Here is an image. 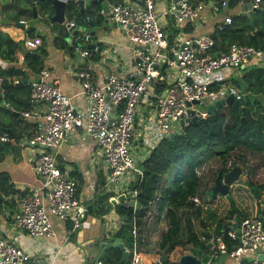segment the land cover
I'll use <instances>...</instances> for the list:
<instances>
[{
    "label": "built area",
    "instance_id": "built-area-1",
    "mask_svg": "<svg viewBox=\"0 0 264 264\" xmlns=\"http://www.w3.org/2000/svg\"><path fill=\"white\" fill-rule=\"evenodd\" d=\"M60 1L66 3L70 0ZM155 3V0H141L139 4L106 2V6L98 9L99 14L107 15L114 21L133 45V63L126 75L110 72L96 80L86 77L84 69L75 71L80 93L85 98L83 114L73 108L70 97L51 78L47 68L42 67L28 81L30 107L21 110L20 115L35 124L26 142L40 148L31 162L40 184L29 188L24 196L15 200V210L10 215L14 227L30 236H49L52 233L50 218L54 216L69 224L72 232L81 228L88 215V205L77 195V180L70 176L67 169L61 168L56 160L58 149L75 128H82L97 145V152L103 159V189L111 192V186L123 175L130 173L138 179L141 174L140 161L130 154L134 146L136 106L141 100L149 108L145 112L144 125L150 120L164 136L166 132L173 131L174 125L180 128V119H185L187 123L192 116H207L206 105L227 94L233 100L241 98L239 87L228 79H222L216 87H210L209 84L215 80L200 82L194 77L213 71L222 77L229 76L235 68L263 60L264 50L232 41L214 53L212 34L229 23L230 16H225L212 32L206 34L188 36L177 32L169 44L160 15L179 28L186 21L197 19L206 3L165 0L161 13L155 9ZM220 5L224 6L225 1L222 0ZM220 5L214 3L210 8L217 11ZM260 8H264V1L252 0L251 10ZM64 24L67 28L74 27L73 20L65 21ZM76 36L69 35L67 44L70 45L73 38H77L73 49L81 57L88 56L89 49L84 47V42L89 39V34L80 33ZM39 42L38 38L24 40L27 48L35 47ZM20 70L24 71L23 68ZM1 81L0 77V84ZM13 82H18V78H14ZM161 84L164 87L158 89ZM8 139L6 133L0 135V141ZM201 168H194L196 175L200 174ZM121 193L133 198L136 196V191L128 188ZM191 200L195 205L201 202L197 196L191 197ZM232 225H235V229L228 227L224 235L212 233L205 239L210 245V252L203 261L200 260V264H217L220 256L227 257L231 264H240L243 257L247 259L246 264L257 262L255 255L264 251L262 218L258 215L241 217L233 220ZM137 229L133 216L130 246L125 247L128 257L123 264H144L137 250ZM224 236L233 241L230 249ZM29 260V255L13 240L0 236V264H30Z\"/></svg>",
    "mask_w": 264,
    "mask_h": 264
},
{
    "label": "trees",
    "instance_id": "trees-1",
    "mask_svg": "<svg viewBox=\"0 0 264 264\" xmlns=\"http://www.w3.org/2000/svg\"><path fill=\"white\" fill-rule=\"evenodd\" d=\"M105 1L114 4L122 2V0ZM214 1L220 5L222 0ZM224 1L225 5H220L221 8L233 6L238 0ZM35 3L38 6L36 10L38 9L43 16L42 19L47 21L46 17L52 13V7L48 2L9 0L0 4V24L28 19L32 16L31 8L35 7ZM101 6L102 2L94 1L80 10L77 2L72 0L66 2L64 4V15L66 20L74 21V27L68 30L63 24L53 22L51 28L55 32V36L52 43L60 49L65 50L70 46L73 50V44L78 42L76 41L77 38H73L70 45L67 44L66 38L69 35L77 37V29L80 25H86L93 19L96 20L94 22H97L99 18L97 10ZM230 20L227 25L224 24L220 30H216L212 34L214 39L212 51L214 53L224 49L232 41L264 50V8L249 11L248 14H234ZM174 32L167 36L169 44L172 42ZM26 34L27 38H38L39 41L40 38H44L43 35L34 32L33 27L26 28ZM17 49L23 51L24 67L34 73L42 68L43 58L46 54L42 42H39L33 48L23 49L21 41L12 40L6 32L0 30V59L13 61ZM243 69L241 74L242 86L238 85L236 81H230L239 87L242 93L241 98L233 100L230 105H224L214 110L205 117H196L195 120H189L179 128L178 133L173 137L162 136L150 148L148 155L140 161L142 165L140 177L131 182L128 187V190L136 191L135 199L139 202V207L134 212H128V206L124 202L113 206L108 201L112 193L107 191L98 193L95 200L88 204L89 214L101 216L113 209L118 216L124 215L122 235L129 240L133 216H135L136 224L140 226L143 215L150 208L149 201L156 198L154 209L157 215L151 227L159 221L160 217H163L166 220V228L161 232L157 242L159 259L152 264H177L172 259V255L174 251L182 250L181 246L186 245V243L191 244L190 252L200 259L209 254L208 244L191 229V216L202 219L201 221H204L200 222L202 226H205L204 224L207 226L208 224L212 225L211 228H213L212 232L214 234L223 235L230 224L225 221L226 218H233L236 221L241 217L260 215L264 219V182L256 183L250 178L245 179V185L249 193L258 200L255 209L257 214L247 216L246 212L238 210L234 202L230 200L225 215L219 217L215 215V212L208 210L205 213L206 218L203 219V210L207 208L204 199L206 201L212 200L216 197V194L212 195L213 198L209 196L211 186L208 189H201L200 176L196 175L194 171L195 167H200L211 157H215L219 159L220 166L214 172L221 177L235 163L244 161L243 155L237 153V151H247L264 157V65L254 63L250 66H244ZM0 77L5 82L3 84H8L5 80L8 77H17L19 80L13 87L4 90L3 101L7 102L13 109H29L28 105L19 109L22 104H28V100L23 99L20 95L26 88L28 89V83H21L26 79L25 71L15 67L5 69L0 67ZM209 85L210 87H216L218 84L211 82ZM160 87H164V84L159 85L158 89ZM20 100L24 101L21 102ZM0 110L5 115L12 113L9 108L2 109L1 107ZM11 124V121L4 124L0 120V135L5 133V129H12ZM1 154L0 142V157ZM197 156H200V159H197ZM165 175H170V177L167 178ZM12 192L13 189L8 180V175L0 172V214L3 211V203L8 202V200L3 201L1 195H8ZM206 195L210 198L207 199ZM193 196L201 198L200 204L195 205L193 203L191 200ZM181 211L182 214L184 212H188V214L185 217L184 215L181 216ZM67 225L70 227L69 224ZM184 228L185 231H183ZM149 229H146V231ZM182 234L185 235V239L182 238ZM210 235L209 230L204 229L201 232L204 239H207ZM72 236L73 234L70 235V238ZM224 239L227 248L230 249L233 241L225 236ZM138 243L141 244V241H138ZM119 256L120 251L117 248L108 249L101 256L100 261L102 264H114Z\"/></svg>",
    "mask_w": 264,
    "mask_h": 264
},
{
    "label": "crops",
    "instance_id": "crops-1",
    "mask_svg": "<svg viewBox=\"0 0 264 264\" xmlns=\"http://www.w3.org/2000/svg\"><path fill=\"white\" fill-rule=\"evenodd\" d=\"M8 1L9 0H0V4ZM164 1L165 0H160L156 2L155 0V9L158 13H161L163 10ZM100 2H102V6H106L105 0H101ZM127 2L139 4L141 0H122L121 3ZM204 2L206 6L203 7L200 16L195 20L186 21L179 28H176L171 21L164 18V15L161 14V24L163 25L165 34L169 36L173 31H175L173 36L176 35L177 32H179L180 35L184 34L188 36L206 34L212 32L215 29V25L221 22L225 16L232 17L234 14H248L249 11H252L251 8L248 10L247 0H238L233 6L219 8L217 11H213L210 8L214 5V0H204ZM90 3L89 0H84L83 8L87 7ZM51 7L52 13L46 17L47 21L42 19L43 16L38 9L36 10L38 6L35 3V7L31 8L32 16L28 19L20 20L24 22L23 27L15 25L14 23H3L0 24V30L6 32L12 40L21 41L23 49H27L24 44V40L27 38L26 28L33 27L34 32L44 36V38L36 36L40 38V42L43 43L46 51L42 67L49 70L51 78L59 85L62 91L70 97L73 108L83 114L85 98L80 93V84L75 78V71L77 69H84L87 73L86 77L95 80L102 78L103 75L110 72L126 75L133 63L131 53L133 45L122 34L118 26L109 16L99 14L97 10L99 14L97 22H94L96 20L93 19V21H89L86 25H80L77 29L78 35L80 33L89 34V39L84 42V46L87 47L89 44V48H87L91 50H89L88 56L81 57L79 52L75 49H70L71 52L66 49H60L52 43L55 32L51 28V25L54 22L65 26L64 22L68 20H66L65 15H63V22L51 20V16L54 13V8L52 5ZM33 8H35V11H32ZM227 24L228 23L225 25ZM67 29L70 30L69 28ZM255 63L257 65H264V59ZM252 64L254 63L250 62L246 66ZM0 67L4 69L9 67L23 68L26 79L21 82L22 84H27V81L35 75L34 72L24 67L22 49H17L15 51L13 61L0 59ZM233 73H236V70ZM14 78L17 77H8L5 79L8 84H3L5 83L3 80L0 84L2 88V92H0V108H9L12 110L11 114L6 115L2 114L0 110V120H2L4 124L11 121L12 129H8L13 132V137L7 135L9 138L8 140L0 141L2 148L0 172H4L8 175V180L13 189L12 193L1 195L3 201L8 200V202L6 201L7 203H3V211L0 214V236L8 240H13L15 244L24 250L29 255L30 264H91L101 251L102 246H99V242L111 236L120 224L119 216L113 209H110L101 216L88 213L87 217L82 222L81 228L75 232L69 229L67 223L51 216L52 233L49 236H30L23 230L14 227L11 223L10 215H12V212L15 210V200L19 198V196H24L29 188L33 186L36 187L40 184L39 178L34 174L31 168L32 159L40 148L32 147L26 143L27 138L32 135L35 129V124L27 118H19L17 115L13 114V112H19L20 114V108H23V106L28 105L30 107L29 102L28 104H22V106L19 107L20 110H17L3 101L4 90L8 87H13L14 84L19 82V80L18 82H13ZM221 81L222 79L220 81L215 80L214 84H218V82ZM28 90L29 85L28 89L26 88L24 92L20 93L23 99L28 100ZM20 101L23 102L24 100ZM209 101H211V98H209ZM144 102V100H141L136 106L134 146L132 147V150L137 149L134 157L139 161H142L148 155L150 148H152L163 136L150 120L144 125L145 112L147 109L149 110ZM208 105H206V109ZM181 126L182 125H180V127ZM142 128L144 129L142 130ZM175 129H178V126L174 125L173 131ZM6 130L7 129H5V133L8 134ZM97 151L98 148L94 140L82 128L77 127L68 134L67 140L60 146L56 153L58 165L61 168L67 169L70 176L77 180V195L84 200L87 205L95 200L98 193L106 191L103 189V163ZM135 179L136 176L133 174L127 173L123 175L116 184L111 186V193L120 195L121 192L127 190L129 184ZM123 202L127 204V201ZM230 225H232V221ZM148 228L150 229L147 230V232H150L154 229V226ZM145 232L146 229L143 230L141 244H137V250H139L144 264H152L153 262H150L152 259L149 256L150 254L148 252L141 253L140 249V246L143 245ZM71 234H73L72 238H70ZM144 254H146V258ZM152 261L155 262V260ZM256 263L264 264V261H257ZM100 264H102L101 261ZM217 264H231V260L227 257L223 259V256H220L217 260Z\"/></svg>",
    "mask_w": 264,
    "mask_h": 264
},
{
    "label": "rangeland",
    "instance_id": "rangeland-1",
    "mask_svg": "<svg viewBox=\"0 0 264 264\" xmlns=\"http://www.w3.org/2000/svg\"><path fill=\"white\" fill-rule=\"evenodd\" d=\"M160 1V0H156ZM249 3V0H247ZM248 9L251 8L250 5H247ZM245 69V68H244ZM243 67L235 68L236 73H230L229 76L222 77L217 71H213L209 74L205 75H197L194 77V80L200 81V82H210L213 80L219 81L221 79H228L229 81H233L238 83V85L242 86L243 81L241 78V74L243 73ZM219 96L216 95V97ZM206 109V108H205ZM38 148V147H37ZM145 149V148H144ZM40 150V149H39ZM136 150H133L130 154L132 157L136 155ZM237 153H241L244 157V161L240 163H235L234 166H239L241 169V173L239 177L231 184L226 194H220L218 192H215L216 197L214 199L206 201L204 199V204L207 205V208L203 210V219L206 218L205 213L208 212V210L215 212L216 216H223L226 214V211L229 208V201L232 200L234 202V205L238 210L246 212L248 215L251 216L253 214H257V211H255L256 206L258 204V200L255 199L248 191L246 185H245V179L250 178L252 181L256 183H263L264 182V157L260 156L259 154H254L247 151H237ZM100 156V155H99ZM101 157V156H100ZM197 159H200V156H197ZM101 160L102 157H101ZM103 163V162H102ZM220 166V161L218 158L211 157L206 163L202 165V168L200 169V181H201V189H208L210 186L211 190L209 193V196L212 197L214 193L212 192V187L215 184V178L217 177V174L214 172L215 169H217ZM175 169L173 168V171ZM172 174V173H170ZM223 176V174H222ZM221 176V177H222ZM165 177H170V175H165ZM207 199L210 198L207 195L205 196ZM213 198V197H212ZM201 199V198H200ZM208 202V203H206ZM188 214V212H184L181 216ZM190 216V215H189ZM183 217V220H184ZM199 217H190V224L191 229L199 236H201V232L206 229L210 231V234H212L213 228H211L212 225L208 226L204 224L205 226H202L200 222L201 221ZM207 220V219H206ZM233 218H226L225 221L227 223H230L233 221ZM154 223V219L152 221V224ZM210 226V227H209ZM166 228V220L163 217L159 218V221L156 222L154 225V229L150 232H145L144 239H143V245L140 246L141 253L142 252H148L150 257L152 258L150 262H154L152 260L159 259L158 251H157V242L160 237L161 232ZM112 230V229H110ZM113 231V230H112ZM185 231V228L184 230ZM123 233V231H122ZM182 238L185 239V235L182 234ZM202 240H205L204 238ZM182 250L174 251L172 255V259L174 261H177L179 256L185 253H190L191 251V244L186 243V245L181 246ZM148 250V251H145ZM206 255V254H205ZM208 255H206L207 257ZM144 257L146 258V254H144ZM206 257L202 258L203 261ZM225 257L223 256V259ZM250 260V257H249ZM148 264V263H146Z\"/></svg>",
    "mask_w": 264,
    "mask_h": 264
},
{
    "label": "water",
    "instance_id": "water-1",
    "mask_svg": "<svg viewBox=\"0 0 264 264\" xmlns=\"http://www.w3.org/2000/svg\"><path fill=\"white\" fill-rule=\"evenodd\" d=\"M40 1H46L50 3L54 8V13L51 16V20H54L56 22H63L64 21V3L60 0H40ZM94 1H101V0H90L89 2ZM252 0H249L248 5ZM77 3L79 4L80 10L83 9L84 0H77ZM250 10V9H248ZM32 11H35V8L32 9ZM35 16V14H34ZM15 25H18L20 27L24 26L23 21H16L14 22ZM89 48V44L87 45ZM70 46L66 48L67 51H70ZM243 67V66H241ZM196 102V101H195ZM233 102V97L230 94L225 95L223 98H219L215 100L212 104L207 106V112L211 113L216 109H219L220 107L224 105H230ZM13 114L17 115L19 118H22V116L19 114V112H13ZM190 120H195V117L192 116ZM180 125L186 124L185 119H180L179 121ZM7 135L10 137H13V132L9 129L6 130ZM178 129H175L174 131L166 132L165 136L173 137L176 133H178ZM22 141V138H21ZM27 143V142H26ZM3 146V144H2ZM139 169L142 171V165L139 164ZM241 173V169L239 166H233L231 167L227 172L223 174L222 177L217 176L215 178V184L212 187V192L215 194V192H218L220 194H226L231 184L238 178L239 174ZM139 175L137 176V178ZM109 201L114 206L120 202L127 201L128 203V212H132L133 208L139 207V202L135 200L134 198L130 197L129 195H125L123 193H120V195L117 196H110ZM261 217L260 215H258ZM124 219L125 216H119L120 224L118 228L112 233L111 236L106 237L104 240L99 242V246H102L101 251L96 256V258L91 262V264H100V258L104 254V252L108 249L117 248L120 251V256L118 260L114 264H122L123 262H126L127 260V251L125 250V247L130 246V241L125 239V237L122 235L123 227H124ZM262 222L264 223V219H262ZM232 229H235V225L231 226ZM209 246V244H208ZM255 259L257 261H264V251L258 252L255 255ZM200 258L190 253H185L179 256L176 263L177 264H200ZM247 259L245 257L241 258L240 264H246Z\"/></svg>",
    "mask_w": 264,
    "mask_h": 264
},
{
    "label": "clouds",
    "instance_id": "clouds-1",
    "mask_svg": "<svg viewBox=\"0 0 264 264\" xmlns=\"http://www.w3.org/2000/svg\"><path fill=\"white\" fill-rule=\"evenodd\" d=\"M69 29H71V28H69ZM133 198V197H132ZM135 199V198H134ZM136 200V199H135ZM155 200H156V198L155 199H153V200H151V201H149V205H150V208L149 209H147L146 210V212H145V214L143 215V217H142V224L140 225V226H138V229H137V233H138V236H137V240L138 241H141L142 239H141V237L143 236V230H145V229H147L148 227H150L151 225H152V221H153V219H155V216L157 215V213L155 212V209H154V204H155ZM127 206H128V203H127ZM138 208V207H137ZM136 208H133V211L132 212H134V210H135ZM148 212H150V214L148 215ZM135 217V216H134ZM230 225V224H229ZM230 226H232V225H230ZM229 226V227H230ZM139 230V231H138ZM201 239H202V237H200ZM126 239V238H125ZM131 240V236H130V239L128 240V241H130ZM138 241H137V243H138ZM139 244V243H138ZM128 254V253H127ZM127 257H128V255H127ZM156 261H158V259L156 260ZM155 261V262H156ZM124 263V262H123ZM122 263V264H123Z\"/></svg>",
    "mask_w": 264,
    "mask_h": 264
}]
</instances>
